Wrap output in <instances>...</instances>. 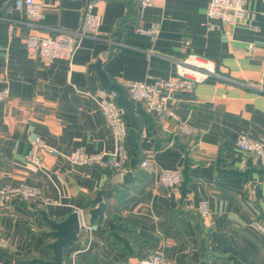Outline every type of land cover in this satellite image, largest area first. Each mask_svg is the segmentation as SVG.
Segmentation results:
<instances>
[{
    "label": "crops",
    "instance_id": "1",
    "mask_svg": "<svg viewBox=\"0 0 264 264\" xmlns=\"http://www.w3.org/2000/svg\"><path fill=\"white\" fill-rule=\"evenodd\" d=\"M210 1L154 0L142 8L139 0H40L41 21L33 26L15 0H0V90H8L0 101V186L24 183L51 201L35 208L16 200L0 209V264L51 259L53 240L43 235L49 227L39 210L56 221L82 212L93 228L66 251L64 264H142L155 253L168 264H264V234L254 227L264 223V165L237 145L241 135L264 143V0H246L238 24L211 19ZM90 6L99 38L83 39L71 60L29 53L28 36L76 31ZM191 54L211 60L217 72L169 101L195 136L147 111L153 126L138 115L142 159L135 168L134 154L123 172L65 158L77 149L116 150L98 105L100 92L115 91L103 87L102 72L124 87L153 84L175 77V61ZM38 139L60 152L44 153L40 166L28 160ZM166 169L182 171L180 186L160 183ZM129 173L118 194L103 198V217L94 215L98 193L114 191V177Z\"/></svg>",
    "mask_w": 264,
    "mask_h": 264
},
{
    "label": "built area",
    "instance_id": "2",
    "mask_svg": "<svg viewBox=\"0 0 264 264\" xmlns=\"http://www.w3.org/2000/svg\"><path fill=\"white\" fill-rule=\"evenodd\" d=\"M142 8L153 5L154 0H139ZM15 6L19 10H25L28 19L33 26L41 21L42 9L40 0H15ZM90 6L84 16L80 29L76 31L62 30L55 37L42 38L30 35L26 38V46L32 55H41L50 60H71L85 38H99L100 18L92 13ZM211 19H220L230 24H238L247 16L246 0H211L208 11ZM177 74L173 78L159 79L153 84L134 81L128 83L126 89L128 97L134 102L142 103L144 109L156 115L159 121L167 119L177 120V130L186 137L197 134V129L188 121L181 120L177 113L169 106V101L175 92L193 91L198 85L204 83L213 76H217L215 64L198 55L175 61ZM8 95V90H0V101ZM109 97V99H108ZM117 91L109 93L100 92L98 105L105 116L111 133L116 141V150L109 154H88L83 149H77L65 158L75 165L87 167L109 168L116 172L126 171L131 160L129 146V125L125 119V110L116 102ZM240 150L246 155L261 161L264 165V143L241 135L237 140ZM44 153L59 155L57 149L51 148L38 139L29 157V161L35 165H41ZM148 161H143L142 166H147ZM182 171L180 169H166L160 173V183L168 188H175L182 183ZM33 202L40 206L51 204L42 194L39 188L27 184L0 186V209L9 210L14 201ZM199 213L203 218L210 215V209L206 201L199 206ZM81 216L80 238H87L92 233V226ZM254 227L264 234V223L257 222ZM142 264H168L161 253L148 256Z\"/></svg>",
    "mask_w": 264,
    "mask_h": 264
},
{
    "label": "water",
    "instance_id": "3",
    "mask_svg": "<svg viewBox=\"0 0 264 264\" xmlns=\"http://www.w3.org/2000/svg\"><path fill=\"white\" fill-rule=\"evenodd\" d=\"M102 85L103 87L115 90L118 92V97L116 102L121 106L125 113H127L128 118L132 122V128L129 131V144L132 153L134 154L133 159L131 160L132 168H135L136 165L142 159V153L139 151L137 146V139L143 131L141 122L138 118V115L144 117L146 121L153 126L152 116L144 109L142 103L132 101L127 94V89L123 85L111 83L106 75L102 72ZM176 145H180L179 141H176ZM184 146V145H180ZM132 173H129L126 176L116 175L113 179L114 191H101L98 193L96 203L99 204V207L93 211L94 215H99L103 217V212L105 205L103 203V198H110L113 194L119 193V185L122 182H128L132 177ZM40 214L46 224L49 227V231L43 233L44 236L51 238L53 241L48 245L52 251V257L50 260H38L39 264H64L65 253L66 251L73 246L76 242H80V230H81V216L79 212H73L68 217L62 221H56L49 218L46 211L39 210ZM110 223V221L106 220Z\"/></svg>",
    "mask_w": 264,
    "mask_h": 264
},
{
    "label": "trees",
    "instance_id": "4",
    "mask_svg": "<svg viewBox=\"0 0 264 264\" xmlns=\"http://www.w3.org/2000/svg\"><path fill=\"white\" fill-rule=\"evenodd\" d=\"M126 119H127V117H126ZM131 151V150H130ZM133 156V153H132V151H131V157ZM28 203H31L35 208H37L39 205L38 204H35V203H33V202H28Z\"/></svg>",
    "mask_w": 264,
    "mask_h": 264
},
{
    "label": "rangeland",
    "instance_id": "5",
    "mask_svg": "<svg viewBox=\"0 0 264 264\" xmlns=\"http://www.w3.org/2000/svg\"><path fill=\"white\" fill-rule=\"evenodd\" d=\"M153 255V254H152Z\"/></svg>",
    "mask_w": 264,
    "mask_h": 264
}]
</instances>
